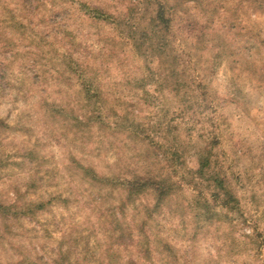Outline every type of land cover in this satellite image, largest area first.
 Masks as SVG:
<instances>
[{
	"label": "clouds",
	"instance_id": "clouds-1",
	"mask_svg": "<svg viewBox=\"0 0 264 264\" xmlns=\"http://www.w3.org/2000/svg\"><path fill=\"white\" fill-rule=\"evenodd\" d=\"M0 264H264V0H0Z\"/></svg>",
	"mask_w": 264,
	"mask_h": 264
}]
</instances>
